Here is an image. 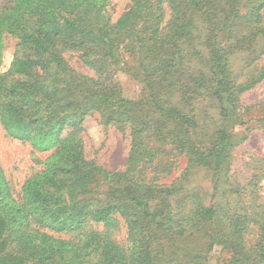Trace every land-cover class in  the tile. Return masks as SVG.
<instances>
[{
  "label": "trees",
  "instance_id": "trees-1",
  "mask_svg": "<svg viewBox=\"0 0 264 264\" xmlns=\"http://www.w3.org/2000/svg\"><path fill=\"white\" fill-rule=\"evenodd\" d=\"M107 14L100 0L0 6V54L2 35L16 38L0 124L50 151L19 192L0 165V264H211L215 247L227 264H264V202L248 200L264 154L249 155L239 179L230 172L233 147L264 128V96L241 100L264 81V0H132ZM120 45L137 50L140 98L113 77L128 64ZM69 51L94 74L73 69ZM252 108L259 116L244 118ZM93 113L128 129L122 167L84 155ZM179 155L185 168L167 180ZM199 169L209 189L185 183Z\"/></svg>",
  "mask_w": 264,
  "mask_h": 264
},
{
  "label": "rangeland",
  "instance_id": "rangeland-1",
  "mask_svg": "<svg viewBox=\"0 0 264 264\" xmlns=\"http://www.w3.org/2000/svg\"><path fill=\"white\" fill-rule=\"evenodd\" d=\"M5 0H0V6ZM107 9L109 17L114 21L131 4L132 0H100ZM0 54V72H5L10 67L13 60L16 38L11 34L4 33ZM122 57L128 64L119 63L114 65L113 77L120 84V92L123 96L131 99L140 98L143 93L141 79L133 76L134 67L137 66L134 48L124 49ZM64 56L70 66L77 72L92 76L94 71L83 64L78 58L77 52H66ZM237 62V61H235ZM130 71V73H129ZM264 96V81L258 83L254 88L241 95L243 105H250L257 102ZM259 116L258 108H252L244 115V118ZM253 124V123H250ZM80 132L82 147L86 158L94 159L98 164L107 169L120 168L123 166L129 149L128 129H119L116 126H105L99 122L98 114L86 116L81 124ZM246 126L242 125L239 130ZM50 151L35 150L28 141L12 138L7 134L0 124V165L3 174L9 179L11 188L19 192L23 181L43 168V160ZM264 154V128L253 129L248 138L233 147L231 151L230 172L239 179L245 175L246 167L243 166L249 155ZM171 173L167 175V180L180 174L185 168L186 159L183 155L173 157ZM2 174V172H1ZM210 173L199 169L192 172L185 183L191 186H203L209 189ZM15 195V193H14ZM4 197V195H2ZM1 196V197H2ZM257 198V201L264 202V177L260 180L255 194L248 196V200ZM122 224V221H121ZM126 228L121 225V235H124ZM219 248L215 247L212 252L211 264H227L220 256ZM218 258V259H217ZM218 262V263H217Z\"/></svg>",
  "mask_w": 264,
  "mask_h": 264
}]
</instances>
